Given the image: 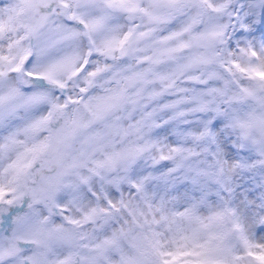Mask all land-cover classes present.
I'll list each match as a JSON object with an SVG mask.
<instances>
[{
    "label": "snow or ice",
    "instance_id": "obj_1",
    "mask_svg": "<svg viewBox=\"0 0 264 264\" xmlns=\"http://www.w3.org/2000/svg\"><path fill=\"white\" fill-rule=\"evenodd\" d=\"M0 264H264V0H0Z\"/></svg>",
    "mask_w": 264,
    "mask_h": 264
}]
</instances>
